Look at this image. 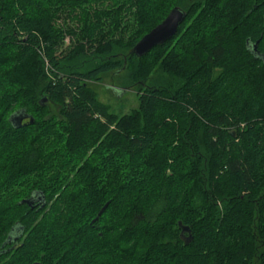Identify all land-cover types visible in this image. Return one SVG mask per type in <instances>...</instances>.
Segmentation results:
<instances>
[{"label": "trees", "instance_id": "trees-1", "mask_svg": "<svg viewBox=\"0 0 264 264\" xmlns=\"http://www.w3.org/2000/svg\"><path fill=\"white\" fill-rule=\"evenodd\" d=\"M262 57L264 0H0V264H264ZM121 71L119 117L88 84Z\"/></svg>", "mask_w": 264, "mask_h": 264}, {"label": "rangeland", "instance_id": "rangeland-1", "mask_svg": "<svg viewBox=\"0 0 264 264\" xmlns=\"http://www.w3.org/2000/svg\"><path fill=\"white\" fill-rule=\"evenodd\" d=\"M57 25H60L61 28L66 27V24L63 22V20H61L60 23H57ZM76 25L77 24H71L70 26L76 27ZM70 44L71 38L70 36H66L65 45L69 46ZM55 54H57V52ZM152 63L155 66V70L149 78V83L144 82L143 84H145L146 86H157L160 84L161 81H164L166 85L171 86L172 78L163 74L159 68L160 65H156L154 60H152ZM47 70L48 78L54 80V76H50L51 73H49L51 72V70H53L49 64H47ZM260 70V68H257L255 73L260 72ZM55 72L58 73V71ZM130 78L131 74L127 71L112 72L104 75L99 81L89 82L88 86L94 92L98 101L108 108L109 112L121 117L132 113V111L138 108L139 89L140 87L144 86L143 84H141L140 82L138 83L137 81L131 83ZM36 121L38 120L36 119Z\"/></svg>", "mask_w": 264, "mask_h": 264}, {"label": "water", "instance_id": "water-1", "mask_svg": "<svg viewBox=\"0 0 264 264\" xmlns=\"http://www.w3.org/2000/svg\"><path fill=\"white\" fill-rule=\"evenodd\" d=\"M186 17H187V14L184 10L180 8L173 9L168 15V17L160 25H158L154 30H152L149 34H147L133 48L132 54L137 56L138 58H142L145 55H147L149 52H151L154 48L158 46H162L168 41H170L178 33L179 27L186 20ZM254 50L257 51V45L254 46ZM262 58L264 60V57ZM45 103H46V100L43 99L41 101V105H44ZM24 120H28L29 124L31 125H33L34 123V119L31 116L27 115L24 111L16 113L11 118L13 125L15 126V128H18V129L23 127ZM29 203L31 202L29 201ZM105 209L106 208H104L103 211ZM179 226L182 229V236H184L185 233L189 234V237L185 239L186 243L189 244L192 241L190 228L184 227L182 223H179ZM11 238L12 236H10V239ZM19 238L20 237L18 236H14L15 241L19 240Z\"/></svg>", "mask_w": 264, "mask_h": 264}]
</instances>
